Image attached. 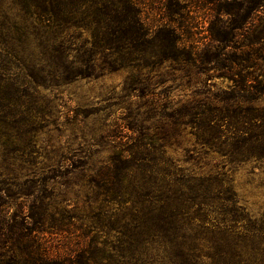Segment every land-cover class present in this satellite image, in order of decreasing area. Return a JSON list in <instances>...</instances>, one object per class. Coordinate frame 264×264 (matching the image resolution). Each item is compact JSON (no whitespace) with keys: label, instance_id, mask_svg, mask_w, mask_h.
Wrapping results in <instances>:
<instances>
[{"label":"trees","instance_id":"1","mask_svg":"<svg viewBox=\"0 0 264 264\" xmlns=\"http://www.w3.org/2000/svg\"><path fill=\"white\" fill-rule=\"evenodd\" d=\"M146 5L0 0V264H264V0H204L199 38L179 0ZM97 70L126 73L118 100L62 112L52 92ZM59 171L78 208L40 195Z\"/></svg>","mask_w":264,"mask_h":264},{"label":"rangeland","instance_id":"2","mask_svg":"<svg viewBox=\"0 0 264 264\" xmlns=\"http://www.w3.org/2000/svg\"><path fill=\"white\" fill-rule=\"evenodd\" d=\"M169 0H146L147 2V11L146 15L148 16V21L154 20L155 18H160L161 21H167L168 18V10L166 4ZM180 4L187 5L190 7V15L192 16V26L194 36L201 37L205 35L206 28L210 21L211 12L206 9V7L202 3L204 0H179ZM177 18V16H175ZM154 23V21H153ZM96 75L86 78H80L75 81L69 83H63L56 90L52 92L55 95L56 103L62 102L66 103L65 107L60 109L62 112H66L68 107H76V106H86L89 109L101 108L104 109L106 107H110L113 103H115L118 98L121 96V90L123 88V82L126 76L124 71H105L100 73V71H96ZM211 83H215L217 86L224 85L219 79H211ZM170 84V83H168ZM188 93L182 91L181 89H175L172 91V95L175 98L184 97L185 94ZM73 129L68 127H62L60 131H55L51 133L53 136L51 140L56 145V147L64 148L66 142L68 140V135H71ZM76 131V130H75ZM47 133L45 131L40 134L41 139H48ZM50 141V140H49ZM48 140H43L38 142V148L40 146L39 152L40 155L37 156V160L39 161L38 167L47 163L48 160L45 156L50 152V148L48 144H50ZM77 148V146H74ZM112 150L109 147H105L99 152L95 153L92 156L90 163L95 165L100 164L103 161H107L109 156L111 155ZM82 156L83 153H82ZM84 159L79 160V162H83ZM47 164H51V161ZM81 164V163H80ZM58 167L55 168V170ZM46 170L44 174L53 175L51 172ZM42 171H40L41 173ZM242 172H239L238 177L240 180H243L244 177ZM81 175L68 176L63 174V171L57 172V178L54 180H50L45 182L44 189L41 190L40 195L46 196L45 201L52 203L53 206L58 204L60 207H73L78 208V205L74 206L76 200H84V193L86 188L81 186ZM76 183V184H75ZM76 195L79 196L76 198ZM64 199L67 200L65 204ZM25 199L24 197L16 198L12 201V207L10 211H15L23 205ZM21 204V205H20ZM48 241V245L51 247L57 246L61 248L71 247L73 242L68 243L66 239L61 238V236H46Z\"/></svg>","mask_w":264,"mask_h":264}]
</instances>
